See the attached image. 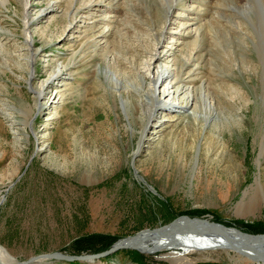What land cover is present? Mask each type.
Returning <instances> with one entry per match:
<instances>
[{"label": "rangeland", "instance_id": "1", "mask_svg": "<svg viewBox=\"0 0 264 264\" xmlns=\"http://www.w3.org/2000/svg\"><path fill=\"white\" fill-rule=\"evenodd\" d=\"M88 1L0 0V248L15 264L52 252L99 253L182 216L264 233V1L176 2L160 46L176 62L198 50L201 64L186 81L208 89L176 108L177 118L161 110L156 128L146 124L153 79L139 75L155 51L142 34L117 29L131 21L158 28L164 3L113 0L119 9L103 14L109 0ZM237 16L254 40L222 27ZM197 17L205 26L195 42L178 28ZM46 80L53 82L39 97ZM246 204L253 211L239 215ZM143 250L46 264H257L229 249ZM0 260L12 264L1 251Z\"/></svg>", "mask_w": 264, "mask_h": 264}, {"label": "bare ground", "instance_id": "2", "mask_svg": "<svg viewBox=\"0 0 264 264\" xmlns=\"http://www.w3.org/2000/svg\"><path fill=\"white\" fill-rule=\"evenodd\" d=\"M91 1L92 2L96 1L98 3V1H100V0H91ZM111 1H113V0H109V3H108L109 5L100 8L101 9L100 11H103L102 12L103 14L115 12V10L117 8L119 9V6L114 7L113 5H111L110 4ZM161 1L164 3V5H162V6H165V7L161 6L163 8V10L161 9L162 14H161V17L159 18L160 20L158 19L159 24H160L158 28L154 29V28H150L151 26H149V27L147 26L146 30H141L138 26H135L134 22L131 21L130 25L126 24L127 26H125V27L122 26V28L117 29L119 31V33L127 34L126 36L128 38L131 37L130 36L131 31H133L132 33H136L138 35L142 34L143 36H141V39H143V41L145 42L144 48L149 49V50L153 49L155 51L153 53L151 59H149V62H147V66H145L144 71H141V70L139 71V75L141 77H143L145 75H147V76L151 75V77L153 79V83H150V86L146 90V93L150 94L148 96H150V104H151L149 107L151 110L148 113V118H147L146 124L147 125L149 123L153 124L154 128H156L158 126H162L164 123L162 120L164 115H162L163 112H161V110L166 111V116L168 118H177L176 115H177L178 111L176 110V108H178V109L181 108V110L183 112L187 106H190V105L193 106L194 105V101H195L194 95H196L195 91L200 90V91H202V93H204L208 89V86H206V81L200 87H195L194 84L192 85L189 81H186V79H192L193 77H195V75H196L195 70H197L195 65L198 63L201 64V61H200L201 55H200V53H198L199 52L198 50L195 51L194 47L191 48L192 49L191 52L187 53V57L185 56V59H182V58L177 59L178 61L176 62L173 59L174 57H171L168 60V56H169L168 50L163 48V46H160L161 45V38H162L161 29L169 21V19H170L169 16H170L172 9L175 6L176 2L177 1H185V0H161ZM187 1L193 2V3H191V5H195V4H197V5L203 4L204 5V1H202V0H187ZM205 1L214 2L215 4L216 3L220 4L223 0H205ZM229 1H232V2L234 1L235 3H237V2H252V1H264V0H229ZM159 7H160V5H159ZM90 9H92V8H90ZM79 11L80 10H78V12ZM190 11L191 10L189 8V12ZM193 12H194V10H193ZM195 12H197V10ZM186 13L188 14V12H186ZM231 15H233V14H231ZM103 17L100 18L101 19L100 22L105 23L104 22L106 20L105 16H103ZM120 19H123V18H120ZM233 19H235V21L232 24L229 22L230 25H232V26H228L229 24L225 25L222 22V24H223L222 27L224 26L229 31H231V32L233 31L236 34H238L239 31H244L246 33L245 35L249 36V39H252V40H254L256 38V37L253 38V34H252L251 30H249L247 28L248 25L246 26V23L244 20H242L238 16L234 17ZM236 19H238V21ZM114 21H116V19ZM100 22L98 24H96V26L97 25L99 26ZM124 23H126V22H124ZM106 24H107V22L105 23V25ZM179 24H180L179 28H178L179 30L185 29V30L189 31V33L193 32L192 34H194L195 38L197 39L195 42H197L198 39H203L202 36H204V35L202 32H200V29L202 27H204L205 25L203 26V21H201L200 18H198V17L193 18V19L192 18L191 19L185 18V19L181 20ZM115 25H117V24H115ZM218 26H219V24H218ZM237 28L239 31L236 30ZM123 30H125V31H123ZM229 31H227V32H229ZM221 34H222V32H221ZM239 34H241V33H239ZM146 37H148V38L146 39ZM191 37H192V35H191ZM170 38L175 39L177 37L171 36ZM98 42H99V40H97V43ZM259 47L260 46H258V48ZM260 48L262 51V47H260ZM261 54L263 56V52H261ZM165 57H166V60L162 61ZM223 58H225V57H223ZM188 63H191V65L188 66L189 65ZM193 65H194V67H193ZM243 65H244V62H243ZM182 67H183V70H182ZM64 68H65V66L63 64L57 65V70L53 75L54 80L61 79ZM261 76H262L261 80H262L263 86H264V71L262 72ZM53 77L51 79H53ZM50 80L44 81L41 92L39 93V97L41 95L43 96L44 93L46 94L47 86L53 82ZM111 80L113 82H115L114 79H111ZM116 80H117V78H116ZM109 82H111V81H109ZM226 86L229 87L231 93H235L236 95H239L240 93L242 94V92L239 89H237L236 87H234L232 85H228V84ZM220 87H222V86L220 85ZM231 97L234 98V96H232V94H231ZM140 103H141L140 106H142V107L145 105L142 102H140ZM207 106H208V108L210 107V105H208V104H207ZM173 113H175V114H173ZM143 135H144V133H143ZM140 147H141V145H140ZM261 155H262V153H261ZM246 193H247V191L245 192V195H246ZM243 208H244L242 210L243 213H240L241 211H239V215H242V214L248 215V214H251V212L253 211L252 205L246 204V207H243ZM197 219H200V218H197ZM197 219L187 220V223H188L187 227L189 229L194 228L195 226L192 224L196 223ZM198 223L202 227L209 229L211 231L213 230L216 233L223 234L224 232H227L226 229L222 228V226H220V225H217V223L211 224L205 220H203V221L200 220ZM195 229H199V227H197ZM237 230L239 231L237 233L242 232L240 229H237ZM201 232H203V231H201ZM235 235L238 236V234H235ZM211 240L212 239H209V238H207V236L202 235L200 233H189L188 235L172 236V237L166 236L165 237L163 235H156L154 233L151 234V233L145 232V233L139 235L138 237H136L135 239H133L131 244L134 246L142 247L140 250L144 251V252H145V250H143V249H145V248L147 249V248L152 247V246H156V247L163 248V249L164 248L165 249L173 248V249H179V250L184 249L185 251H188V252H194V251H198V250L199 251H213V250H218V249H221V250L224 249V248L220 247V244L214 242L215 240L214 241H211ZM0 249H1L0 250L1 256L3 258H5L9 263H12V264L17 263L13 260V258L10 257V255L5 250H2V248H0ZM224 250H227V249H224ZM253 261L256 262L257 264H264V261L260 260V259L259 260L255 259ZM0 263L1 264H7L1 260H0ZM18 263H20V262H18Z\"/></svg>", "mask_w": 264, "mask_h": 264}, {"label": "water", "instance_id": "3", "mask_svg": "<svg viewBox=\"0 0 264 264\" xmlns=\"http://www.w3.org/2000/svg\"><path fill=\"white\" fill-rule=\"evenodd\" d=\"M31 74L29 76L28 82L31 83V79L35 76V68L33 67V60L31 62ZM148 133V129H147ZM35 138L36 135L34 134ZM146 141V137L144 138V142L140 141V145H144ZM38 143V142H37ZM140 150L134 153V158L139 154ZM33 158V156H31ZM133 166L135 164V160L133 159ZM135 171L138 173L137 169ZM143 179V178H142ZM154 191L156 189L151 186ZM4 199V197H3ZM192 217L182 216L179 217L166 225H162L159 227H153V228H146L138 231L135 235L127 236L124 238H121L120 240L116 241L111 248L106 249V251L99 252V253H91V254H76V255H69L63 252H52V253H46V254H40L32 256L29 260L20 262L19 264H46L53 261H80V262H88L92 263L102 257H107L108 255H112L114 253H117L118 251H121L125 248H131V249H141L140 246H134L132 245V240L138 237L139 235L148 232V233H154L156 235H163V236H182V235H188L189 233H200L202 235L207 236V238L212 239L211 241H214L218 244H220V247L224 249H230L231 251L237 253L238 255L245 256L248 259L251 260H263L264 261V233H249L246 232H239L234 226H228L225 227L222 223H217V225L222 226V228L226 229L227 232H224L223 234L216 233L213 230L206 229L202 227L198 222L202 219H197L196 223L192 224L195 227L189 229L187 220L191 219ZM199 227V229L203 232H201L199 229H195ZM242 231V230H241ZM235 234H238L236 236ZM141 251V250H140ZM1 264V263H0Z\"/></svg>", "mask_w": 264, "mask_h": 264}]
</instances>
